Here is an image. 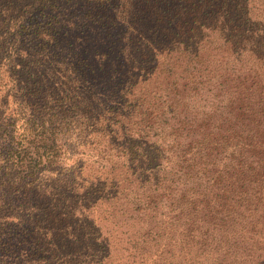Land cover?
I'll list each match as a JSON object with an SVG mask.
<instances>
[{"label": "trees", "instance_id": "16d2710c", "mask_svg": "<svg viewBox=\"0 0 264 264\" xmlns=\"http://www.w3.org/2000/svg\"><path fill=\"white\" fill-rule=\"evenodd\" d=\"M0 91V258L264 264V0H0Z\"/></svg>", "mask_w": 264, "mask_h": 264}, {"label": "rangeland", "instance_id": "374dc122", "mask_svg": "<svg viewBox=\"0 0 264 264\" xmlns=\"http://www.w3.org/2000/svg\"><path fill=\"white\" fill-rule=\"evenodd\" d=\"M175 75H171L169 76L168 73H164L162 75H160V78H156V76L154 75L152 77V79L146 83H140L137 87V91H140V89L142 88H147L148 86L149 87H152V85L156 84H160L159 87L153 91L152 94H150V98H152L155 94H157L158 96L157 97H160L161 95H163L164 91L166 90V87L169 83L168 79H173ZM160 82V83H159ZM170 83H172V81H170ZM169 83V84H170ZM143 92H145V94L147 93L146 89L143 90ZM2 92L0 91V94ZM149 97L147 99H150ZM12 102V99L10 100V103ZM79 150V155L81 157L84 158V160H87L86 162V168H85V173L86 174H89V173H92L93 169L98 167L100 165V162L99 161H96L97 157L96 156H93V151H91V149H89V147H79L78 148ZM2 261H5L6 263L8 264H13L16 262V260L10 256V257H1L0 258V264H2Z\"/></svg>", "mask_w": 264, "mask_h": 264}]
</instances>
